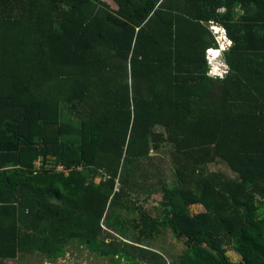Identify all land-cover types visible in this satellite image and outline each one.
<instances>
[{
    "label": "trees",
    "instance_id": "16d2710c",
    "mask_svg": "<svg viewBox=\"0 0 264 264\" xmlns=\"http://www.w3.org/2000/svg\"><path fill=\"white\" fill-rule=\"evenodd\" d=\"M177 2L0 0V259L85 244L126 264H264V30H225L228 70L209 75L216 18ZM165 144L168 184L149 163ZM149 185L155 215L127 199ZM164 230L184 243L169 262L151 246Z\"/></svg>",
    "mask_w": 264,
    "mask_h": 264
},
{
    "label": "rangeland",
    "instance_id": "374dc122",
    "mask_svg": "<svg viewBox=\"0 0 264 264\" xmlns=\"http://www.w3.org/2000/svg\"><path fill=\"white\" fill-rule=\"evenodd\" d=\"M109 2L111 5H113L111 1ZM222 48L228 49L226 45H222ZM213 55L217 56V54L215 53H213ZM221 56L222 52L218 53V56L215 58H213L212 56H208L207 63L209 66V75H212L213 72L216 73V71L213 70L216 65L218 66L217 70L223 73L222 76L219 74H217L216 76L223 77L225 75L226 71L228 70V66L223 63V59ZM220 66H223L224 69L220 70ZM150 154L152 155V159L149 160V163L152 164L153 170L151 174L157 172L158 177L166 180L165 183H170L173 176L172 164L170 161V145L165 144L158 153L151 150ZM224 165L220 164L216 166L215 164H210L209 169L214 170L216 169V167H220L222 170L229 174L228 169ZM156 178L157 177L153 175L147 178L138 176L137 180L140 183L148 185L152 183L157 184ZM141 187H138L135 191L130 193V195L127 197L128 202L130 204L131 202H134L136 204L142 205L145 209L148 210L150 214L155 215L156 210L154 207L160 200V193H158V191L151 192L153 189H150V185L148 186V188L150 189L149 192H146L144 188L141 189ZM190 208L192 213L202 210L201 205H192L190 206ZM120 212L129 220H133V218L136 216L135 213L127 211L125 209H122ZM130 232L133 233L132 230H130ZM113 233L116 232L113 231ZM120 237L119 235H115L114 240L120 241ZM108 240L109 238L106 237V241ZM122 240L127 241V239L124 238H122ZM151 246L162 251L166 255L167 261L169 262L171 257H174L175 254L179 253L184 248V243L183 238H177L169 230H164L159 236H157L156 240L151 242ZM226 248L227 255L230 257V259L235 261L239 259V255L231 249L230 245H227ZM89 252L85 250L84 247L82 248L81 246L70 244L69 247H67L65 254L52 261L51 264H126L123 260L121 262L112 260L111 257L109 255L107 256L104 251H99L97 254H91ZM31 261L36 263L41 262L39 264H45V259L35 260V258H32ZM138 264L143 263L139 262Z\"/></svg>",
    "mask_w": 264,
    "mask_h": 264
},
{
    "label": "crops",
    "instance_id": "0c3cea01",
    "mask_svg": "<svg viewBox=\"0 0 264 264\" xmlns=\"http://www.w3.org/2000/svg\"><path fill=\"white\" fill-rule=\"evenodd\" d=\"M177 6L180 8L181 14H184L182 11L186 9L188 14H184L183 16L190 18H192L190 13L198 16V18L210 14L214 16L216 19L209 20L208 22L202 21V24L207 27V30H211L213 27L217 30H264V0H178ZM229 42L232 44V41L229 40ZM211 48L213 47L208 49ZM209 52L210 57H216V55H213V52H215L213 49ZM216 67L218 66L216 65ZM213 70L216 73L221 72L217 69ZM9 211L5 213L10 214ZM114 234L117 235L116 233ZM32 258H35V260L45 259L44 263L50 264L54 261L47 259L42 253L36 251L34 254L17 256L14 259L2 258L0 259V264L41 263L31 261Z\"/></svg>",
    "mask_w": 264,
    "mask_h": 264
},
{
    "label": "clouds",
    "instance_id": "9594fccd",
    "mask_svg": "<svg viewBox=\"0 0 264 264\" xmlns=\"http://www.w3.org/2000/svg\"><path fill=\"white\" fill-rule=\"evenodd\" d=\"M214 30L215 29H211V31H212V34L214 35ZM214 38H215V36H214ZM216 40V39H215ZM225 41H226V43H225ZM216 43H217V47H213V48H211V49H213L214 51H218V53H220V52H223L224 50H226V49H224V48H222V45H226V47H229L231 44L229 43V40L225 37V38H220V39H218V40H216ZM230 44V45H229ZM211 49H206V51H205V54H206V58H208V56H210V50ZM218 56V55H217ZM216 56V57H217ZM224 63V62H223ZM221 69H224V67L223 66H220V70ZM217 74H219V75H223V73H215V72H213L212 73V75H217Z\"/></svg>",
    "mask_w": 264,
    "mask_h": 264
},
{
    "label": "built area",
    "instance_id": "2783aa9c",
    "mask_svg": "<svg viewBox=\"0 0 264 264\" xmlns=\"http://www.w3.org/2000/svg\"><path fill=\"white\" fill-rule=\"evenodd\" d=\"M213 29H215L214 30V36H215V39L216 40H218L220 38H225L226 37L225 30H217L215 27H213ZM45 264H49V263H45Z\"/></svg>",
    "mask_w": 264,
    "mask_h": 264
},
{
    "label": "water",
    "instance_id": "95a60500",
    "mask_svg": "<svg viewBox=\"0 0 264 264\" xmlns=\"http://www.w3.org/2000/svg\"><path fill=\"white\" fill-rule=\"evenodd\" d=\"M83 246L86 247L85 244H84ZM90 253H91V254H97V253H98V250H90Z\"/></svg>",
    "mask_w": 264,
    "mask_h": 264
},
{
    "label": "bare ground",
    "instance_id": "6f19581e",
    "mask_svg": "<svg viewBox=\"0 0 264 264\" xmlns=\"http://www.w3.org/2000/svg\"><path fill=\"white\" fill-rule=\"evenodd\" d=\"M213 53L217 54L218 52L215 51V52H213ZM214 69H218V67L215 66ZM218 73H222V72H218Z\"/></svg>",
    "mask_w": 264,
    "mask_h": 264
},
{
    "label": "flooded vegetation",
    "instance_id": "af4514ba",
    "mask_svg": "<svg viewBox=\"0 0 264 264\" xmlns=\"http://www.w3.org/2000/svg\"><path fill=\"white\" fill-rule=\"evenodd\" d=\"M84 247V246H83ZM84 249H85V247H84ZM86 250V249H85ZM88 251V250H87ZM89 252V251H88ZM90 253V252H89Z\"/></svg>",
    "mask_w": 264,
    "mask_h": 264
},
{
    "label": "snow or ice",
    "instance_id": "6c2138e0",
    "mask_svg": "<svg viewBox=\"0 0 264 264\" xmlns=\"http://www.w3.org/2000/svg\"><path fill=\"white\" fill-rule=\"evenodd\" d=\"M217 55H218V53H217Z\"/></svg>",
    "mask_w": 264,
    "mask_h": 264
}]
</instances>
